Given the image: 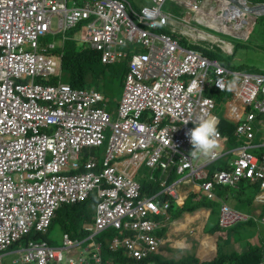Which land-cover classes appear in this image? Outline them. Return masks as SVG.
<instances>
[{
	"label": "clouds",
	"instance_id": "1",
	"mask_svg": "<svg viewBox=\"0 0 264 264\" xmlns=\"http://www.w3.org/2000/svg\"><path fill=\"white\" fill-rule=\"evenodd\" d=\"M257 63L264 0H0V264H264Z\"/></svg>",
	"mask_w": 264,
	"mask_h": 264
},
{
	"label": "rangeland",
	"instance_id": "2",
	"mask_svg": "<svg viewBox=\"0 0 264 264\" xmlns=\"http://www.w3.org/2000/svg\"><path fill=\"white\" fill-rule=\"evenodd\" d=\"M132 3L137 6V7H141V6H144L148 0H131ZM176 8H177V11H176V21L177 22H182V20H184L188 15H189V11L183 7L182 5L180 4H176ZM192 27H197V28H200L202 30H204L205 32L207 33H210L211 35H213L216 39H220V40H224L225 39V36L224 34L222 33H219L217 31H214V30H210L204 26H201V25H196L195 22H193L191 24ZM263 67H264V64H253V65H249L247 64L244 68H242L243 72H250V73H256V74H260L262 73L263 71ZM115 89L116 90H119L120 88L116 87L115 86ZM121 91L119 92V95H118V101L121 99ZM216 111L215 113L221 117L222 119H224V113L226 111L225 107L222 105V101L220 99H216ZM100 153L102 155H104L105 153V148H101L100 149ZM138 175H141V172H139ZM87 213L88 214H94L95 213V208L91 205H89L87 207ZM86 223V221H85ZM264 230V228L262 229ZM254 235H256L257 233L254 232L253 233ZM246 237H252L251 235H248ZM49 239L54 241V245L55 246H59L61 245V241H62V232H61V229L60 228H55L54 230H52V232L49 234ZM245 239V237L243 238Z\"/></svg>",
	"mask_w": 264,
	"mask_h": 264
},
{
	"label": "trees",
	"instance_id": "3",
	"mask_svg": "<svg viewBox=\"0 0 264 264\" xmlns=\"http://www.w3.org/2000/svg\"><path fill=\"white\" fill-rule=\"evenodd\" d=\"M81 211L82 208L78 207V208L68 209L65 211V213L61 212L59 213L60 216L56 220V223L58 224L62 223L68 231L73 230L75 234L76 233L79 234L78 228L80 227L82 219H85V216H82ZM70 225H72L74 229L69 228L68 226Z\"/></svg>",
	"mask_w": 264,
	"mask_h": 264
},
{
	"label": "crops",
	"instance_id": "4",
	"mask_svg": "<svg viewBox=\"0 0 264 264\" xmlns=\"http://www.w3.org/2000/svg\"><path fill=\"white\" fill-rule=\"evenodd\" d=\"M261 123L264 124V118L262 119ZM186 237H187V231L184 228L176 229L171 234V240H173L174 242H184V240H186ZM197 237H200V233L195 234L194 238ZM212 242H213V238L210 236L201 239L196 251L198 253L209 251L210 248L212 247Z\"/></svg>",
	"mask_w": 264,
	"mask_h": 264
},
{
	"label": "built area",
	"instance_id": "5",
	"mask_svg": "<svg viewBox=\"0 0 264 264\" xmlns=\"http://www.w3.org/2000/svg\"><path fill=\"white\" fill-rule=\"evenodd\" d=\"M22 189H23L22 187H14L13 184L11 183H6V186H5L6 191H11V190L21 191Z\"/></svg>",
	"mask_w": 264,
	"mask_h": 264
}]
</instances>
